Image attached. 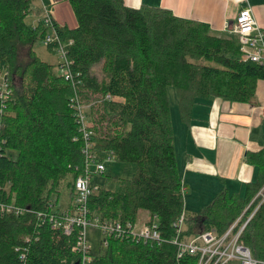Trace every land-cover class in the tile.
<instances>
[{
    "label": "trees",
    "instance_id": "obj_1",
    "mask_svg": "<svg viewBox=\"0 0 264 264\" xmlns=\"http://www.w3.org/2000/svg\"><path fill=\"white\" fill-rule=\"evenodd\" d=\"M69 2L77 26L54 24L68 43L70 80L33 49L50 27L27 21L32 1L0 0V75L8 73L11 90L0 100V200L24 210L0 213V264H76L81 259L76 247L82 226L74 224L70 233L64 227L76 212L75 181L90 161L72 99L88 115L91 160L102 161L100 156L109 153L137 167L132 177L106 178L89 198L91 214L100 223L135 224L144 209L149 223L157 219L162 236L172 239L174 222L184 214V197L168 88H176L181 116L188 121L196 102L211 97L250 102L264 80V65L244 59L238 39L216 35L207 22L162 7H131L124 0ZM97 65L101 76L94 71ZM246 160L258 173L245 195L219 192L200 212L185 216L182 235L207 230L221 235L249 205L259 204L241 241L264 264V198L259 195L264 146L248 151ZM66 189L64 210L60 199ZM104 247L103 253L92 252L91 264L198 262L195 255L178 257L177 246L169 242L110 237Z\"/></svg>",
    "mask_w": 264,
    "mask_h": 264
},
{
    "label": "crops",
    "instance_id": "obj_2",
    "mask_svg": "<svg viewBox=\"0 0 264 264\" xmlns=\"http://www.w3.org/2000/svg\"><path fill=\"white\" fill-rule=\"evenodd\" d=\"M31 24L45 21L47 10L59 26L74 28L77 18L69 0H31ZM131 7H162L184 18L211 25L225 38L235 37L236 16L248 4L264 29V0H124ZM28 17V18H29ZM177 165L183 179L184 216L194 215L226 191L244 196L247 185L257 179L258 169L246 160L248 151L264 146V80L250 102H232L211 97L196 102L185 121L177 91L168 88Z\"/></svg>",
    "mask_w": 264,
    "mask_h": 264
},
{
    "label": "built area",
    "instance_id": "obj_3",
    "mask_svg": "<svg viewBox=\"0 0 264 264\" xmlns=\"http://www.w3.org/2000/svg\"><path fill=\"white\" fill-rule=\"evenodd\" d=\"M236 4H242L248 2V0H233ZM46 23L50 26V30L44 38V42L48 45H54V49L60 52L63 61L61 62L62 73L66 79H72L73 75L70 70V61L67 58V42H64L49 14H47ZM235 38L240 42V50L242 56L246 60L256 62L264 65V29H262L258 23V20L254 14L253 8L248 4L242 7L238 12L233 27ZM3 83L0 87V93L2 98H6L10 94L9 89V76L8 73L3 74ZM111 98V95H107ZM73 106L77 108V120L84 132L85 147L84 151L88 158L91 160V139L90 135L92 131L89 130L90 122L87 112L84 106L78 102V99H72ZM89 163V162H88ZM105 169L102 161L99 162L96 172H103ZM93 174L88 171L85 175L78 177L75 181L76 200L75 207L76 212L69 216L65 227V232L70 233L74 224L82 226V231L78 237L77 249L81 252L82 256L79 260V264H91L93 257L90 245L86 237V227L89 224L97 223L102 226L104 232V246L109 242L110 237H118L121 239L131 238L133 240L153 241L158 244L164 242H172L177 246L178 257H182L185 254L195 255L198 257L197 264H224L235 263L236 264H259L260 262L255 259L249 247H247L241 241V235L248 222L255 214L259 204L255 208H250L249 205L245 211L230 225V227L221 235H218L214 231H201L195 238L186 240L181 238L182 232L185 227V216H180L175 222L174 226L177 229L176 236L172 239H168L162 236L158 229L157 219L149 220L137 227V223L132 224L130 222L122 223L105 222L100 223L98 216L91 214L89 206L90 196L99 188L100 184L92 182ZM262 194V195H261ZM259 195L263 196L264 192L260 191ZM249 209H251L249 211ZM23 208L16 206L13 202H5L0 200V213H22Z\"/></svg>",
    "mask_w": 264,
    "mask_h": 264
},
{
    "label": "rangeland",
    "instance_id": "obj_4",
    "mask_svg": "<svg viewBox=\"0 0 264 264\" xmlns=\"http://www.w3.org/2000/svg\"><path fill=\"white\" fill-rule=\"evenodd\" d=\"M36 3H37V1H36ZM47 14H49L51 16L49 10H47ZM33 18H34V16L33 17L31 16L27 19V21L29 23H32ZM46 19H47V15H46ZM46 19H45L44 23L46 26L50 27L46 23ZM49 31H51L50 28H49ZM33 49L36 51L37 55L40 56L43 60L55 64L57 67V70L60 73H62V68L59 66V64L63 61L60 52H58L54 48H50L49 45L46 44L44 42V40H42V39H39L34 43ZM21 60H22V62L25 61L24 52L22 53V59ZM94 71L99 76H101V74H102L101 73V65L95 66ZM2 77H3V73H1V75H0V87L3 83ZM169 89L177 91L176 88L173 86L169 87ZM0 100H1V93H0ZM100 159L102 160V164L105 167L103 172H100V173L96 172L98 164L100 162L99 160H90L88 163V171L93 174V176L91 178V181L93 183L97 182L100 185L105 186L106 185V178H110L113 181L115 178H118V177H132L136 173L137 167L135 164L120 162L114 156L110 155L109 153H103L100 156ZM113 182H111L109 184V186L112 188L115 186ZM263 192H264V190H263ZM68 195H69L68 190L66 192L64 190L63 194L61 196V199H60V206H61V208H64V210L68 204ZM73 210L74 209L69 210L68 212L72 213ZM148 219H150L149 218V212L144 210V209L139 210L138 216H137V227H140L141 225L146 223L148 221ZM196 236H197V234H195L191 237L185 238L182 235L181 238L189 240L190 238H195ZM86 237H87L88 243L90 245L91 251L93 253L99 254V253H103L105 251L104 243H102V240L104 237V232H103L101 225H99L97 223L89 224L86 227ZM113 237H115V236H113ZM169 243H172V242H169ZM235 263H237V262H235Z\"/></svg>",
    "mask_w": 264,
    "mask_h": 264
},
{
    "label": "water",
    "instance_id": "obj_5",
    "mask_svg": "<svg viewBox=\"0 0 264 264\" xmlns=\"http://www.w3.org/2000/svg\"><path fill=\"white\" fill-rule=\"evenodd\" d=\"M76 264H79V262H76Z\"/></svg>",
    "mask_w": 264,
    "mask_h": 264
}]
</instances>
